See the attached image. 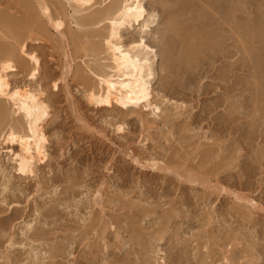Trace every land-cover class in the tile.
Instances as JSON below:
<instances>
[{"label":"rangeland","instance_id":"rangeland-1","mask_svg":"<svg viewBox=\"0 0 264 264\" xmlns=\"http://www.w3.org/2000/svg\"><path fill=\"white\" fill-rule=\"evenodd\" d=\"M46 1L58 29L40 0H0V65L27 60L1 72L47 106L22 172L5 133L27 119L0 96V264H264V0H142L155 55L150 101L131 108L91 97L113 72L102 17L119 1Z\"/></svg>","mask_w":264,"mask_h":264},{"label":"bare ground","instance_id":"bare-ground-1","mask_svg":"<svg viewBox=\"0 0 264 264\" xmlns=\"http://www.w3.org/2000/svg\"><path fill=\"white\" fill-rule=\"evenodd\" d=\"M66 1L70 6L74 7L76 12H82L86 9H89L94 4H96L95 2H93V0H66ZM118 1H119L118 3H114L112 5L110 4L111 6L109 5V8L102 17V19L104 20L106 19L109 24L108 26L110 32L105 40L107 43V48L111 50L112 61H113V65H112L113 72L106 73L100 76V81L103 84L102 85L103 92L99 94L100 92L98 91L99 92L98 94L97 93L92 94L93 93L92 91L91 97H95L97 99V102H100L103 105H112V103L115 102L121 105L123 108L124 107L131 108V106L137 104L139 105V103L140 104L142 102L148 103L150 101L149 77L151 75L150 70L152 65V56L155 55V50L149 45L147 38L145 37V34H147V30L149 29L151 24L154 23L155 16L147 11L142 0H118ZM40 7H41L40 12L43 13V15L47 16L48 20H50V22L53 24L54 27H56L57 29L61 27L62 21L52 19L51 16L52 14L50 13V9H49V4L47 5L46 0H40ZM92 19L93 18H91V20ZM33 20L35 22L36 19ZM99 21H101V19ZM34 22L33 24L30 23L28 24V26L30 25L29 28H31V26L33 27L37 26V28L35 29H38L39 23L36 24L37 21L35 23ZM26 24H25V28L27 30ZM133 24H139L141 26L142 37L140 35V39L138 38L139 40L132 42L131 44L129 43L128 45L126 44L125 46L124 44L121 43V41L117 40L118 29L120 27H127V25H133ZM15 28L16 27L13 24V29L16 30ZM13 29L11 30L13 31ZM17 30L20 32L19 28ZM263 32H264V26H263ZM19 35H21V33ZM141 41L143 43H141ZM25 46L26 45L23 42L21 48V52L23 55L24 53H26L24 49ZM18 54H20V52ZM4 56H6V58L2 57V59L4 58V60H2V64L0 65L1 66L0 96H4L6 97V99L8 98L12 100L14 106L17 107V111H19V113H22L23 117L27 119L26 120L24 118L28 124L27 132L25 131V133H20L18 128L11 124L9 128H7V132L5 134L6 137H8L10 140L14 141V139L15 140L19 139V141L22 143L21 145H23L26 154H24V156L21 157L19 168L22 172H31L34 170L33 169L34 164L37 161L36 156H39V154L42 153V141L44 140V134L41 131L42 129L39 128L40 125L39 122H41L42 117L47 114V106L44 103V101L40 99L39 93L35 91L26 88L25 89L15 88L13 91L9 89V82L8 79L6 78V74H5L6 72L3 69H7V68L8 69L10 68L9 70L14 69L15 64H13V60L23 64L27 60L24 56L17 55L16 51L14 50L8 51L7 53H5ZM29 59L33 61V63H35V67L32 68L31 71V74L35 76L36 73L39 72L37 71L39 60L37 56H35L34 54H31ZM2 70L5 73L1 72ZM4 130L5 129L1 131L3 132ZM191 179L192 178H190V181Z\"/></svg>","mask_w":264,"mask_h":264},{"label":"snow or ice","instance_id":"snow-or-ice-1","mask_svg":"<svg viewBox=\"0 0 264 264\" xmlns=\"http://www.w3.org/2000/svg\"><path fill=\"white\" fill-rule=\"evenodd\" d=\"M141 43H143V42L141 41Z\"/></svg>","mask_w":264,"mask_h":264}]
</instances>
